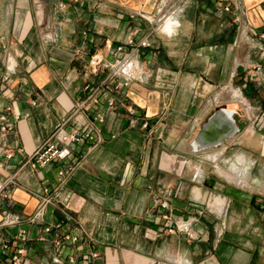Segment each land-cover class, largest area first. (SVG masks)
<instances>
[{
    "label": "crops",
    "instance_id": "obj_1",
    "mask_svg": "<svg viewBox=\"0 0 264 264\" xmlns=\"http://www.w3.org/2000/svg\"><path fill=\"white\" fill-rule=\"evenodd\" d=\"M94 53L128 56L135 78L79 114L103 142L28 222L57 166L21 163L109 75L90 72ZM219 109L235 133L209 123ZM0 116V184L16 180L0 198V264L17 247L20 264L91 250L93 264H264V0H0ZM59 223L93 242L57 253L42 230Z\"/></svg>",
    "mask_w": 264,
    "mask_h": 264
},
{
    "label": "built area",
    "instance_id": "obj_2",
    "mask_svg": "<svg viewBox=\"0 0 264 264\" xmlns=\"http://www.w3.org/2000/svg\"><path fill=\"white\" fill-rule=\"evenodd\" d=\"M115 50L122 51V47H117ZM88 68L91 73H97L101 68L110 69L111 71L100 85L93 86L89 84L85 86L84 90L86 94L84 98L73 106L67 117L21 163L20 168L27 167L33 171L54 165L57 166L55 185L53 187H43L41 192L36 195L39 200V206L35 213L27 218L28 222L32 223L40 220L45 208L52 203L55 191L67 183L75 171L82 167L88 155L103 142L102 135L93 121H89L85 116L81 119L79 118V114L88 113L90 106L98 105L102 99L106 100L109 107L113 106L114 101L110 96L113 79L121 77L122 83L120 85L127 86L129 81L135 78L138 64L134 63L128 56L122 57L114 64H109L104 62L99 54L94 53L89 58ZM256 69L260 68L256 67ZM116 86L115 88L117 89ZM129 111L132 112L131 109ZM96 120H101L100 115L96 116ZM144 126H146L145 123ZM10 130L11 125L7 123L5 116H0V131L8 132ZM17 152H21V150L18 149ZM12 156V152H7L5 159L9 160ZM15 181L14 175L6 178L0 184V198H8L9 188L15 185ZM162 207L165 208V205H162ZM163 218L167 219V216L164 215ZM67 219L72 220L70 215H67ZM19 221L17 219L15 222ZM60 228L61 224L59 223L56 225H46L42 230V234L52 235L51 244L57 253H60L67 245L93 242L92 236L78 223L75 226L76 233L69 232L68 230L58 232ZM167 231L173 233L175 228L168 227ZM160 232H163V230L161 229ZM218 235H220V231ZM187 237L192 238L193 235L188 234ZM39 239L43 240V236H40ZM0 247L3 252L10 250L7 242H3ZM24 253V248L17 247L10 254L11 263L20 264ZM98 258L99 252L95 250L84 253L79 257H76L74 254H67L65 256L67 264H93Z\"/></svg>",
    "mask_w": 264,
    "mask_h": 264
},
{
    "label": "water",
    "instance_id": "obj_3",
    "mask_svg": "<svg viewBox=\"0 0 264 264\" xmlns=\"http://www.w3.org/2000/svg\"><path fill=\"white\" fill-rule=\"evenodd\" d=\"M223 118L227 121V123L229 125H231L230 130H229V134H233L237 131V129L235 127H233V121L231 120V113L230 112H227L225 111L224 109H219L210 119L209 123L219 119V118ZM208 126V125H207ZM207 126L204 127V129L202 130L201 134H205L206 131H207Z\"/></svg>",
    "mask_w": 264,
    "mask_h": 264
},
{
    "label": "clouds",
    "instance_id": "obj_4",
    "mask_svg": "<svg viewBox=\"0 0 264 264\" xmlns=\"http://www.w3.org/2000/svg\"><path fill=\"white\" fill-rule=\"evenodd\" d=\"M172 23H173V25H174L175 27H178V26H179L177 21H172Z\"/></svg>",
    "mask_w": 264,
    "mask_h": 264
},
{
    "label": "bare ground",
    "instance_id": "obj_5",
    "mask_svg": "<svg viewBox=\"0 0 264 264\" xmlns=\"http://www.w3.org/2000/svg\"><path fill=\"white\" fill-rule=\"evenodd\" d=\"M228 175V174H227ZM230 177V176H229ZM230 181V180H229ZM239 183V182H238Z\"/></svg>",
    "mask_w": 264,
    "mask_h": 264
}]
</instances>
